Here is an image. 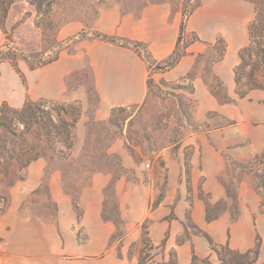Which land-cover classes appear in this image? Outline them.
Listing matches in <instances>:
<instances>
[{
    "label": "rangeland",
    "instance_id": "rangeland-1",
    "mask_svg": "<svg viewBox=\"0 0 264 264\" xmlns=\"http://www.w3.org/2000/svg\"><path fill=\"white\" fill-rule=\"evenodd\" d=\"M47 1L53 4L44 5L40 12L27 0H17L11 6L6 20L0 22L1 55L23 54L34 62L49 59L56 42L69 38H61L60 30L71 24H82V29L89 30L90 39L83 41L98 40L92 32L97 31L95 24L103 8L119 5L122 12L139 19L151 4L169 3L173 13L186 4L185 0ZM194 35L188 33L186 39ZM218 37L226 41L221 34ZM259 38L264 47V32ZM81 42L74 55L64 51L57 63L34 70L25 61L18 63L20 73L8 60L0 63V120L4 113L13 118V111L21 110L29 100L45 101L41 108L54 120L57 113L67 123L79 119L74 147L65 159L55 156L43 141L38 145L45 156L29 165L14 161L8 172L4 164L0 166V196L8 200L0 215V264L31 253L34 244L39 246L42 240L52 242V234L29 223L31 219L56 230L57 245L65 244L73 231L79 243H86L84 216L86 206H94L97 200L96 186L102 188L101 219L98 223L92 216L88 224L112 227L108 249L116 252L123 264H175V249L153 244L146 234L154 209L169 200L175 215V207L184 200L189 217V207L200 204L206 219L229 213L235 220L240 205H249L252 194L257 195L256 179L247 171L255 168L248 165L249 160L264 152V58L253 50L244 53L243 60L241 50L235 56L226 52L220 62L227 58L225 66L232 72L229 83L228 75L220 74L224 69L216 72L224 42H206L187 73L167 78L164 72L148 67V91L141 103L109 108L100 114L95 76ZM62 107L69 114L61 111ZM14 129L19 138H13L16 144L10 145L9 134L0 128V147L2 152L12 150L13 158L18 159L32 141L34 130L21 136L24 126ZM218 159L224 168L214 180L225 195L214 201L206 173L207 168L215 169ZM260 170L264 173V167ZM65 199L72 204V214L62 212ZM189 217L182 222L185 231L178 237L180 241L195 233L204 236ZM135 235L136 240L127 246L126 238ZM221 253L230 254L226 249ZM196 262L220 264L209 258Z\"/></svg>",
    "mask_w": 264,
    "mask_h": 264
},
{
    "label": "crops",
    "instance_id": "crops-1",
    "mask_svg": "<svg viewBox=\"0 0 264 264\" xmlns=\"http://www.w3.org/2000/svg\"><path fill=\"white\" fill-rule=\"evenodd\" d=\"M255 16V6L248 0H201V6L186 24L187 32L196 33L200 41L190 45L188 48L190 54L175 68L162 74L172 78L187 73L194 64L195 56L203 50V45L206 42H215L219 34L227 41L228 56H235L239 50L250 45L249 25ZM181 19L182 12L173 13L169 3L147 6L139 19L122 12L121 7L116 5L101 9L95 28L104 34L119 35L147 43L154 59L161 62L169 57L176 47ZM82 27V24L67 25L60 30L59 36L71 37L81 31ZM81 44L86 49L95 76V86L100 95V114L106 113L109 108L138 104L145 99L149 70L147 64L134 51L100 40L83 41ZM226 62L227 58L224 62H219L218 66L216 65V72L224 69V73L220 74L228 75L227 80L232 83V72L227 70ZM223 168V163L219 162V159L215 169L207 168L208 186H212L209 189L214 201L225 195L214 180ZM95 189L97 200L93 202L94 206H86L84 216L88 232L86 243H79L73 231L68 239L65 238V244L57 245L56 230L40 220L31 219L29 223L36 224L40 229L52 234V242L42 240L39 246L35 243L36 248L31 253H24L21 258H12L2 264H123L116 252L108 249L113 233L112 227L107 228L103 225L96 228L88 224L92 216L98 223L101 219L102 188L96 186ZM172 204V201L166 200L149 214L152 219L149 235L153 244L161 246L165 243L166 248L175 249L178 264H191L193 250L200 258H209L213 263L219 262L206 237L199 233L184 241L178 240L185 231L182 222L184 223L186 218L188 220V206L184 200H180L174 209V215L170 207ZM65 207L62 209L63 213H73L72 204L66 199ZM189 208V218L217 245L228 244L232 249L247 252L255 248L257 237L260 235L262 239L260 254L253 264H264V206L258 194H252L249 205H240V214L236 220L226 213L214 221H208L206 211L200 204ZM61 222L64 230L63 220ZM40 237L44 239V236ZM136 238V235L127 237L125 244L129 246ZM97 255L100 257L94 258Z\"/></svg>",
    "mask_w": 264,
    "mask_h": 264
},
{
    "label": "trees",
    "instance_id": "trees-1",
    "mask_svg": "<svg viewBox=\"0 0 264 264\" xmlns=\"http://www.w3.org/2000/svg\"><path fill=\"white\" fill-rule=\"evenodd\" d=\"M17 0H0V22H4L7 18L9 9ZM30 1L31 4L35 5L38 12H40L44 5H51L53 1L47 0H27ZM193 0H185V5L183 6L182 19L180 23L179 35L176 47L169 57H167L164 61H157L152 58V54L149 50V46L147 43L132 40L129 38H125L119 35H109L104 34L99 31H93L94 39H98L102 42L114 44L123 48L130 49L134 51L147 65L151 70H160L162 72L170 71L175 68L180 61L189 55L188 48L195 42L200 41L198 36L194 35V38L191 40L188 38V32L186 30V24L193 13L201 6V0H198L193 8H189V5L192 4ZM252 2L255 6V19L249 25V35H250V45L241 50L240 57L243 58V54L246 52H250L253 50L255 54L264 58V47L261 44L259 35L264 32V0H248ZM90 39L89 30L87 28L82 29L78 34L69 37L66 40L56 42L55 51L53 52V56L46 60H36V62L31 61L29 58L24 56L23 54H11L5 53L1 55L0 53V63L3 60H8L11 65L20 73L18 69V63L20 61H25L30 64L31 69H37L41 67H45L57 62L60 58V55L66 51L68 54L74 55L76 53V46L83 40ZM222 40L224 42V47L221 51L216 62H220L224 59L227 52V44L226 41L222 37H218L216 39L217 43ZM69 45V46H68ZM72 45V46H71ZM215 47V45L213 46ZM219 53V50H218ZM25 81V78H23ZM236 82L239 84V79L236 74ZM246 94L240 93L239 96L244 98ZM217 96V94H216ZM43 104H46L45 101L34 102L29 100L21 110L13 111L14 117L8 118L5 116L0 120V128L5 130L9 134V139L7 140L10 145H14L15 140L13 138H19L16 133L14 127L21 124L24 126L23 134H31L32 133V141L30 144L26 145V150L23 152L24 154L21 156H17L18 159H14V153H11L7 148L1 151L0 147V166L4 164L5 170L8 172V169L15 163L14 161H20V163L26 161L27 165L31 164L33 161L37 160L41 156H45L42 152L38 143L43 142L46 143L47 149H50L55 156L60 159H65L70 155V151L73 149L75 144V133L74 130L76 128L77 122L79 119L73 118L70 123L65 122L61 118V114L57 113L56 119L48 113L47 110L41 108ZM65 114H69L64 107L61 108ZM74 114V113H73ZM41 137H43L41 139ZM11 138V139H10ZM65 150V151H64ZM23 159L21 157H25ZM28 156V157H27ZM248 165L254 166L251 167L247 172L252 173L256 179V187L255 190L257 194L261 198V204L264 206V173L260 170L261 167H264V152L257 154L253 159H250ZM242 169H245L242 167ZM6 179L8 185L11 184V176L7 173ZM230 194V190L228 191ZM8 200L6 196H0V215L4 212L7 206ZM217 218H209L208 221H214ZM236 220V219H235ZM146 234H149L148 232ZM210 248L213 252L216 253L220 264H253L258 260L262 239L260 235L257 237V243L255 248L248 250L244 254H240L238 252H232L230 250L229 245L220 246L215 244L212 239L205 235ZM2 241L0 237V242ZM161 246H165L163 243ZM226 249L230 254L226 256L221 253V250ZM200 258L196 255L193 250V258L191 264H196ZM177 263V259L176 262Z\"/></svg>",
    "mask_w": 264,
    "mask_h": 264
}]
</instances>
